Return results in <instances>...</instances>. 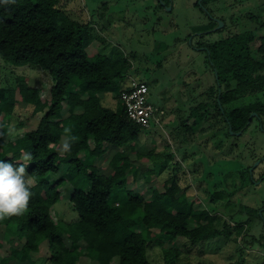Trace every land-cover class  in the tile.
I'll return each mask as SVG.
<instances>
[{
  "label": "trees",
  "instance_id": "trees-1",
  "mask_svg": "<svg viewBox=\"0 0 264 264\" xmlns=\"http://www.w3.org/2000/svg\"><path fill=\"white\" fill-rule=\"evenodd\" d=\"M60 1L5 3L0 0V58L17 65H36L49 74L53 82L48 102H42L40 90H35L38 99L34 112L44 113L36 126L15 137L13 143L18 147L7 153L2 144L8 126L0 120V160L25 164L26 178L35 181L30 188L32 196L27 211L0 221L4 239L0 240V264H35L41 248L44 249V258H40L42 264H79L82 257L95 264H151L150 251L154 246L162 248V241L176 238L196 246L227 237L234 243L238 255L233 264H245L247 250L264 251V231L258 235L251 233L258 224L264 230L259 208L231 199L237 187L244 188L248 165L225 175L228 190L220 191L221 197L215 194L222 182L213 186L214 192L207 191L210 202L224 200L220 211L211 208L191 214L168 194L146 197L126 190L128 177L134 178L139 168L131 154L135 152L138 159L144 156L151 159V152L142 153L136 147L139 136L152 127L143 129L130 121L119 99L127 78L133 73L132 61L121 50L111 56L95 54L89 58V40L98 38L92 22L72 19L58 7ZM219 1L222 0H201V5L196 6L206 11L207 8L203 9L206 5ZM167 4L165 2L164 6ZM251 19L256 20L253 16ZM220 20L224 22L223 18ZM217 24V20L211 18L207 25L196 28L199 35L195 32L192 35V39L197 38L194 46L205 52L213 83L198 95L202 100L190 101L187 118L174 128L172 134L179 147L190 145L193 138L208 132L207 140L217 139L218 145L214 147L218 148L224 145L220 135L225 139L238 132L244 135L253 123L258 127L264 122V77L247 80L254 77L264 63V35L259 36L258 45L253 47L244 43L238 32L212 41L204 40ZM260 28L264 29V18ZM224 29L215 32L223 33ZM27 89L26 81L20 79L18 94L23 95ZM106 94L112 107L103 103ZM9 101L10 90L0 89V116L8 112ZM214 107L215 116L211 112ZM251 113L255 115L249 119ZM42 121L52 125L42 126ZM65 128L70 129L69 136L77 139L71 151L61 155L57 142L66 135ZM229 128L233 133H229ZM235 145L230 142V148ZM115 148L120 151H114ZM24 153H30L32 159L24 161ZM101 154L110 156L106 181L101 179L100 172L92 169ZM63 158L70 163L67 174L50 181V177L59 172ZM171 166L164 180L169 188L176 186L180 172L177 166ZM73 177L88 180L89 188L83 190ZM67 180L73 185L69 200L78 220L58 225L50 209L59 201V189ZM122 190L126 193L117 199L113 196L115 200L111 202V196ZM4 248L8 249V254L3 253ZM168 259V264H174L176 253Z\"/></svg>",
  "mask_w": 264,
  "mask_h": 264
},
{
  "label": "rangeland",
  "instance_id": "rangeland-1",
  "mask_svg": "<svg viewBox=\"0 0 264 264\" xmlns=\"http://www.w3.org/2000/svg\"><path fill=\"white\" fill-rule=\"evenodd\" d=\"M199 1L201 0H61L58 7L78 22H92L98 38L89 40V58L95 54L111 56L116 50L127 54L132 61L133 73L126 83L132 78L144 81L148 86L149 103L165 110V118L160 126L152 127L139 136L137 151L151 152V159L147 156L138 159L135 152L131 154L139 168L134 178L128 177L126 190L146 197L150 194H168L187 207L191 214L206 212L211 208H218L220 211L224 200L210 202L208 192H214L213 186L222 182L215 194V197H221L220 191L228 190L226 188L229 181H224L225 175L232 169L240 170L248 165L249 175L244 188L237 187L231 199L259 208L258 213L261 212L264 223V122L262 125L258 124V127L257 123H253L244 135L238 132L240 134L226 136V139L220 135L224 145L218 148L214 147L218 145L217 139L207 140L208 132L193 138L190 145L183 147H179L180 144L172 134L177 124L187 118L190 101L202 100V96L198 95L213 83V76L205 61V52L194 46L197 38L192 39V35L196 28L207 25L211 18L219 20L223 24L220 29L225 28L223 33L212 31L215 27L204 40L212 41L238 32L242 41L251 47L258 45L259 36L264 35V29L260 28V22L264 18V0H222L203 8H207L210 14L208 10L202 11L196 6ZM165 2L168 3L166 6ZM251 16L256 20L251 19ZM197 33L199 32H195ZM189 34L191 35L188 36ZM263 77L264 63L257 74L247 80L254 81ZM20 79L25 80L29 88L21 96L18 94ZM52 84L49 74L38 66L7 63L0 58V89L10 90L8 112L0 116V120L3 119L4 125L8 126L2 144L4 152L17 148L18 145L13 143L15 137L38 124L44 111L34 112V104L38 99L35 90H40L42 102H48ZM108 95H104L106 100L103 103L112 107ZM211 112L215 116L216 108H212ZM40 124L52 125L43 121ZM62 139L57 142L58 148ZM230 142L236 145L230 148ZM116 150L120 151L119 148L114 149ZM153 152L158 153V156L153 155ZM60 160V170L50 177V181L67 174L70 163L66 158ZM109 160L110 156L101 154L92 165V169L100 172L104 181L106 173L110 172ZM171 164L180 171L177 173L179 181L173 188L165 186L164 181L169 176ZM260 175L263 176L259 177ZM74 180L83 190L89 188V181L85 178L76 177ZM67 181L59 189V201L50 209L51 216L58 225L78 220L69 200L73 185L71 181ZM184 188L187 190L183 191ZM124 193V190L116 192L110 201L115 200L113 196L116 195L117 199ZM263 231L262 225L258 224L251 233L258 235ZM2 233L0 228V240H4ZM64 243L67 244L68 241L65 239ZM160 245L162 248L154 246L150 251L151 264H168L167 259L174 253L177 257L174 264H233L238 259L235 245L227 237L204 241L196 246H190L181 238L164 240ZM2 251L9 253L5 248ZM43 251L41 248L38 252L39 260L35 264H42L40 258H44ZM244 258L245 264H264V251L247 250ZM79 264L95 263L82 257Z\"/></svg>",
  "mask_w": 264,
  "mask_h": 264
},
{
  "label": "clouds",
  "instance_id": "clouds-1",
  "mask_svg": "<svg viewBox=\"0 0 264 264\" xmlns=\"http://www.w3.org/2000/svg\"><path fill=\"white\" fill-rule=\"evenodd\" d=\"M3 2H14V0H3ZM65 137L59 147L61 155L71 151L72 143L77 138L69 136L70 129L65 128ZM24 161L32 159L30 153H24ZM25 164L15 165L9 161L0 160V221L11 217L23 215L27 211L32 196L31 186L35 181L27 179Z\"/></svg>",
  "mask_w": 264,
  "mask_h": 264
},
{
  "label": "built area",
  "instance_id": "built-area-1",
  "mask_svg": "<svg viewBox=\"0 0 264 264\" xmlns=\"http://www.w3.org/2000/svg\"><path fill=\"white\" fill-rule=\"evenodd\" d=\"M119 99L130 121L143 129L160 126L164 112L153 107L148 100V86L139 79H130Z\"/></svg>",
  "mask_w": 264,
  "mask_h": 264
},
{
  "label": "water",
  "instance_id": "water-1",
  "mask_svg": "<svg viewBox=\"0 0 264 264\" xmlns=\"http://www.w3.org/2000/svg\"><path fill=\"white\" fill-rule=\"evenodd\" d=\"M199 5H201V3H200V1H199ZM217 26H216V28L215 29H213L212 31H215V30H218V29H220L221 27H222V22H220L219 20H217ZM198 35L200 34V33H197ZM214 76H215V78L217 79V73H216V71L214 70ZM253 115H255V113H251V115H250V117H249V119L253 116ZM229 131H230V133H233L231 130H230V128H229ZM234 134H240V133H234ZM261 214V212H259V215Z\"/></svg>",
  "mask_w": 264,
  "mask_h": 264
},
{
  "label": "crops",
  "instance_id": "crops-1",
  "mask_svg": "<svg viewBox=\"0 0 264 264\" xmlns=\"http://www.w3.org/2000/svg\"><path fill=\"white\" fill-rule=\"evenodd\" d=\"M127 83H128V81H127ZM158 109H160V110H162L164 112V115L162 116V120H163V118H165V110L162 109V108H158Z\"/></svg>",
  "mask_w": 264,
  "mask_h": 264
},
{
  "label": "flooded vegetation",
  "instance_id": "flooded-vegetation-1",
  "mask_svg": "<svg viewBox=\"0 0 264 264\" xmlns=\"http://www.w3.org/2000/svg\"><path fill=\"white\" fill-rule=\"evenodd\" d=\"M198 49V48H197Z\"/></svg>",
  "mask_w": 264,
  "mask_h": 264
}]
</instances>
